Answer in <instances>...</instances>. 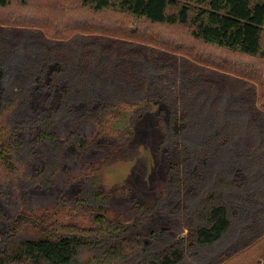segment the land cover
Returning a JSON list of instances; mask_svg holds the SVG:
<instances>
[{
    "label": "rangeland",
    "instance_id": "1",
    "mask_svg": "<svg viewBox=\"0 0 264 264\" xmlns=\"http://www.w3.org/2000/svg\"><path fill=\"white\" fill-rule=\"evenodd\" d=\"M17 3L13 10L24 13L23 22H12L18 18L11 16V7L0 10L2 98L6 107L13 103L9 124L23 143L15 171L0 165V246L20 212L43 215L54 226L91 225L81 199L97 188L91 179L101 164L99 187L110 197L107 214L118 213L131 223L139 217L135 206L154 203L165 189L164 210L138 233L149 241L147 235L156 231L151 243L158 249L187 239L184 210L210 188L219 160L208 159L192 143L171 171L179 154L165 155L168 129L179 130L192 113L201 125L212 126L215 115L230 110L237 126L254 122L263 137L264 82L189 55L184 51L189 32L180 26L94 12L79 0H32L26 8ZM69 18L79 25L67 28ZM206 50L214 57H236L212 46ZM252 62L264 68V61ZM116 97V118L100 133L101 106ZM47 130L58 141L37 142ZM232 145L237 161H251L257 153L248 131L233 135ZM232 173L249 181L247 188L251 176L256 187L262 181L253 175L257 171L236 163ZM245 198L233 208L234 223L220 242L187 253L177 264H263L264 193L251 189L249 201ZM88 258L84 253L79 263Z\"/></svg>",
    "mask_w": 264,
    "mask_h": 264
},
{
    "label": "trees",
    "instance_id": "2",
    "mask_svg": "<svg viewBox=\"0 0 264 264\" xmlns=\"http://www.w3.org/2000/svg\"><path fill=\"white\" fill-rule=\"evenodd\" d=\"M26 8L32 0H0V10L14 6ZM83 8L94 12L114 11L128 14L154 25L180 26L189 32L184 43V51L202 63L213 64L227 71L240 73L244 77L260 78L264 82V68L253 60L264 61V0H79ZM38 7L51 8L53 5L37 3ZM46 8V9H48ZM45 10V9H44ZM36 12V11H33ZM32 12V13H33ZM32 13L27 18L32 20ZM38 13V12H37ZM14 14V15H13ZM17 20L23 22L24 13L16 14ZM60 17V15L58 14ZM78 21L68 19L67 28L76 27ZM148 40L147 37L144 38ZM168 46L167 41L159 42ZM208 46L218 51L233 54L234 59L214 57L207 52ZM217 58V59H215ZM246 60L250 62H245ZM4 74L0 67V165L10 171L16 170V157L23 146L15 139L16 133L9 124V108L2 98ZM120 98L106 102L101 106L98 117L100 133L109 128L110 122L116 118V108ZM194 101V105L196 106ZM264 104V102H263ZM187 115L183 125L176 130L170 127L163 141V149L168 159L175 152L178 160L171 171L181 164L182 158L189 151L190 144L196 145L198 152H206L208 159L217 161L215 178L210 188L199 197L193 207L184 210L183 223L189 228L187 239H180L171 246L155 248L149 233V241L138 232L162 212L165 205L166 191L152 204H138L135 210L139 217L131 223L123 220L122 215L107 214L110 202L109 194L103 193L99 185L103 174V165L95 170L96 177L92 183L94 189L89 199L82 198L83 206L91 216V225L79 226L69 223L52 225L47 223L43 215L35 216L20 212L12 220L6 238L0 246V264H82L79 259L84 253L89 258L83 264H177L187 253L196 255L199 247L213 246L220 242L231 229L236 216L237 207L245 197L249 201L252 193H264V136L262 137L254 122L237 126L236 113L230 110L220 111L215 115L216 123L212 126L201 125L200 119ZM227 120L226 124H222ZM213 122L212 120H210ZM221 121V122H220ZM172 125V124H171ZM248 131L255 139L257 153L237 161L234 155L233 135ZM37 142L58 141L51 130L38 134ZM201 141V142H200ZM235 163L244 166L249 173L257 171L262 181L256 187L247 188L249 181L242 177H234L232 172ZM170 171V172H171ZM231 177V178H229ZM168 180V178L166 179ZM170 185V183H169ZM237 199V200H235ZM90 201V202H89ZM236 201V202H235ZM152 239V240H151Z\"/></svg>",
    "mask_w": 264,
    "mask_h": 264
},
{
    "label": "built area",
    "instance_id": "3",
    "mask_svg": "<svg viewBox=\"0 0 264 264\" xmlns=\"http://www.w3.org/2000/svg\"><path fill=\"white\" fill-rule=\"evenodd\" d=\"M264 264V263H263Z\"/></svg>",
    "mask_w": 264,
    "mask_h": 264
}]
</instances>
